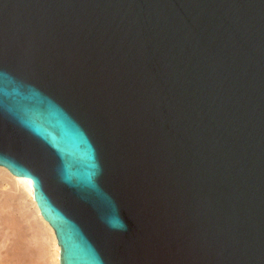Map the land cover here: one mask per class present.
<instances>
[{
    "label": "water",
    "instance_id": "1",
    "mask_svg": "<svg viewBox=\"0 0 264 264\" xmlns=\"http://www.w3.org/2000/svg\"><path fill=\"white\" fill-rule=\"evenodd\" d=\"M0 168L60 264H264V0H0Z\"/></svg>",
    "mask_w": 264,
    "mask_h": 264
},
{
    "label": "bare ground",
    "instance_id": "2",
    "mask_svg": "<svg viewBox=\"0 0 264 264\" xmlns=\"http://www.w3.org/2000/svg\"><path fill=\"white\" fill-rule=\"evenodd\" d=\"M4 188L17 193H3ZM0 189V264H60L56 237L29 183L0 168Z\"/></svg>",
    "mask_w": 264,
    "mask_h": 264
},
{
    "label": "rangeland",
    "instance_id": "3",
    "mask_svg": "<svg viewBox=\"0 0 264 264\" xmlns=\"http://www.w3.org/2000/svg\"><path fill=\"white\" fill-rule=\"evenodd\" d=\"M1 190H3V189H0V191ZM3 192V191H2ZM7 192V194L9 193V194H14V193H17V192H15V191H13V190H9V189H5L4 188V192L3 193H6ZM21 193V192H20ZM29 202V201H28ZM31 208V207H30Z\"/></svg>",
    "mask_w": 264,
    "mask_h": 264
}]
</instances>
